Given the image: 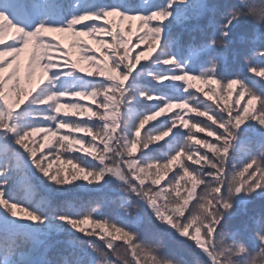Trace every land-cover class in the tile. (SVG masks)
<instances>
[{"label": "snow or ice", "instance_id": "1", "mask_svg": "<svg viewBox=\"0 0 264 264\" xmlns=\"http://www.w3.org/2000/svg\"><path fill=\"white\" fill-rule=\"evenodd\" d=\"M258 198L264 0H0V264H264Z\"/></svg>", "mask_w": 264, "mask_h": 264}, {"label": "trees", "instance_id": "2", "mask_svg": "<svg viewBox=\"0 0 264 264\" xmlns=\"http://www.w3.org/2000/svg\"><path fill=\"white\" fill-rule=\"evenodd\" d=\"M56 35H58L59 38L62 39L65 44H68L71 40V37L69 36H62L60 34ZM94 195L95 193L89 192L87 189H82L76 194L74 200H86L92 198ZM262 212H264V199L258 198L252 201L246 207H242L241 209H239L237 215L233 218V223L239 225L252 216H259Z\"/></svg>", "mask_w": 264, "mask_h": 264}]
</instances>
